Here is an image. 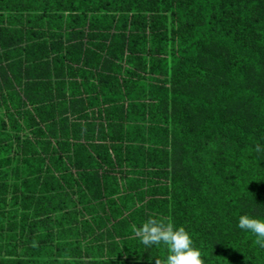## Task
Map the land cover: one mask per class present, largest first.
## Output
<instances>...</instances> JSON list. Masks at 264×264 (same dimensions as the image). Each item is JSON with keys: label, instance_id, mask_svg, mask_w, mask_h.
I'll use <instances>...</instances> for the list:
<instances>
[{"label": "trees", "instance_id": "16d2710c", "mask_svg": "<svg viewBox=\"0 0 264 264\" xmlns=\"http://www.w3.org/2000/svg\"><path fill=\"white\" fill-rule=\"evenodd\" d=\"M248 3L263 11L259 10L258 15L245 12ZM263 16L264 0H0V253L5 249L0 264H43L35 259L13 257L12 252L19 247L15 232H11V239L2 233L3 226L8 223L19 230V236L31 235L27 241H19L22 251H28L29 242L41 244L44 238L50 242L62 235L69 247L64 250L72 252L68 257L57 254L66 257L58 264H80L76 259L81 256L83 241H87L94 226L99 225L98 212L92 215L93 208L87 203V200L95 199L90 195L94 192H99L100 198L96 207L105 209L99 214L101 219L110 218L112 213L119 217L121 208L127 209L125 204L129 203H132L135 215L143 214L147 219L155 214L156 204H163L162 199L158 200L160 195L170 197L172 214H164L163 206L159 210L160 216L164 215V221L183 226L189 232L204 264H219L214 256L219 243H226L221 255L227 251L234 253L237 250L231 248H238L240 252L250 254V261L253 253L235 242L241 235L240 240L246 243L247 235L243 238L242 233L238 237L234 233L233 237L225 230L220 234V229L204 223L209 213L190 208L193 191L188 175L192 170L188 167L174 169L170 176H159L163 180L161 183L152 174L171 160L166 147L177 144L172 138L178 137L179 132L185 139L186 125L195 124L205 109L213 119H199L202 135L205 133L209 137L212 133L215 141L226 143L221 132V117L230 103L226 101L229 94L225 95L223 88L226 86L222 84L213 108L206 105V99L194 95L193 90L200 88L195 84H210L217 80L209 77L207 71L201 72L203 62L199 57L203 58L205 54L219 57L217 45L211 49L207 45L211 38L221 41L227 37V43L242 52L239 55L226 44L230 49L225 58V66L230 67L228 78H232L231 72L240 71L245 83L249 84L255 74L261 69L264 71V53H261L264 47L258 46L261 43L256 31L264 25ZM168 43L173 46L166 57ZM168 62L181 66L174 75L186 84L193 83L185 95L187 103L172 98L171 105L176 114L189 106L190 111L186 114L187 119L177 116L171 122L166 111L162 115L164 121L147 125L149 120L155 122L151 120L154 115L161 114L159 108L167 106L166 98L159 96L162 88L155 85L160 77L149 79L147 73L156 69L159 76L160 69ZM58 72L65 79H55ZM248 75L250 78L247 79ZM203 76L210 81H204ZM53 90L62 95L46 98ZM69 98L74 102L70 103ZM178 103L180 108L176 107ZM85 104L91 107L96 122H99L95 115L98 107L102 109V117L104 112L109 117L107 122L111 128L105 127L103 132L104 137L112 136L119 146L114 152L105 149L103 154H97L100 145L92 140L82 144L81 137L71 132L82 122L78 118L70 121L65 117L76 115L77 107L84 108ZM244 104L254 107L248 99ZM237 106L233 110H238ZM147 111L151 113L147 114ZM238 112L234 115L239 116ZM91 120L86 125L93 126ZM143 126L150 132L160 130L158 137L150 134L146 138L141 132ZM140 132L139 144L146 143L150 150L156 146L163 148L162 153L156 151L160 160L150 159L147 167L146 162L137 157L139 144L133 146ZM52 140L56 141L57 148L50 153L48 145ZM63 144L74 148L71 152L70 148L61 151L59 147L65 146ZM72 150L77 155H84L89 162L78 166L77 171L70 169L69 164H65V171L54 169L51 154L55 156L58 151L72 153ZM102 166L107 170L101 174ZM146 168L149 170L146 179L128 186L131 193L125 191L126 195L110 200L113 187L109 183L113 181L117 188L121 185L126 189L123 183L129 180L130 174L134 171L138 180ZM60 172L82 177L76 184L65 179L63 183L69 188L61 193L64 190L61 182L54 185L49 181L59 179ZM88 175L92 177L87 178ZM50 188H55L54 193L47 196L45 192ZM60 194L62 198L55 202ZM105 197L107 201H102ZM217 207L221 209L218 204ZM128 208L132 207L129 205ZM14 222H18L19 227ZM150 248L157 250L158 246ZM104 249L105 245L102 251ZM160 250L166 254L163 245Z\"/></svg>", "mask_w": 264, "mask_h": 264}, {"label": "rangeland", "instance_id": "374dc122", "mask_svg": "<svg viewBox=\"0 0 264 264\" xmlns=\"http://www.w3.org/2000/svg\"><path fill=\"white\" fill-rule=\"evenodd\" d=\"M245 6V12H253L254 15L260 14L258 11L261 8L256 10L255 6H252L249 3ZM260 11L262 12L263 10ZM168 17L170 23V14H168ZM262 18L264 23V16ZM256 31L259 33V40L261 43V45L258 46L260 48L264 47V25L259 29H256ZM254 42L256 43V41ZM226 44L231 47L233 52H237L239 55L242 54L240 48L230 45L229 42L227 43V37L223 38L221 41H213L211 38V42L207 46L211 49L217 45L216 50L219 57L211 54H205L203 58L199 57V60H202L203 62V64L200 65L202 67L201 72L207 71L209 77H213L217 80L212 83L203 76L204 81H210V84L199 82V84H195V86H200L199 90H193L195 96L200 95L201 99H206V105L213 108L215 106L213 105L215 104L214 100H216L220 86L222 84L226 86V88L221 87L226 89L225 95L229 94V98L226 101L230 102L221 117V122L223 124L221 132L225 138L224 143H226L222 144L215 141V136L212 133L209 134V137H206L205 133L202 135V128L198 125L199 119L203 118V121L206 120V117L213 119L211 115L209 116L207 114L208 110L205 109V112L198 115L195 124L191 127L186 125L187 130L184 134L185 139L181 138V134L179 132L178 137L172 138V141H175L177 144H173L171 146L168 145L166 147L168 152H170L171 160L168 161L166 166L164 165L161 169H156L152 175H156L155 180L161 183L163 180L159 178V176H170L172 175L174 169L177 171L180 167H188L192 170V173L188 175V180L192 183L191 186L193 191V202L190 208L198 211H205L206 214L209 213L204 223H206V226L210 228L220 229V234L224 233L225 230L229 235H233V237L234 233L237 237L240 235L239 233H242L243 238L247 235L248 240L246 243L243 240H240L241 235L235 242L241 246L244 245L243 248H246L251 254L253 253V258L250 261V254H247L245 251L240 252L238 248H231L237 250L234 253L227 251V254H224L223 252L221 255L220 252L223 247L226 246V243H219L215 249L213 248L214 256L218 259L219 264H264V248L257 245L256 237L247 231H242L236 227L237 218L240 214L249 213L253 216L264 217V151H256L257 146L264 149V71L261 69L259 74H255L254 79L250 81L249 84L245 83L243 74L240 71L237 73L235 72L236 75L231 72L232 78L229 79L230 67L225 66L227 63L225 62V58L228 55L227 50L230 51V49L227 48L228 45ZM257 44L258 43H256V46ZM172 46L173 45L171 43H168L166 57L169 56ZM261 51L263 54L264 49ZM154 58L155 57H153V59ZM180 69V65L175 66L168 62L160 69L161 72L159 76L156 74V69L147 73L149 79L160 77V81L158 80L155 85L162 88V90L159 91V96L160 98L164 96L167 101L166 107L162 108V106L159 108V112L161 114H157V117L154 115L151 119L155 122H151L149 120L148 124L146 122L147 125L164 121L162 115L165 114L166 111L169 113V122H171L174 118L176 120L177 116H180L183 120L187 119L186 114L189 113L190 106L189 108H184L183 110L180 109V112L176 114L177 112L175 108L171 105L172 98H180L182 101L187 103L185 95L189 92V86L193 85L192 82L186 84L180 77L173 74V72ZM192 70L196 72V68H193ZM58 75L59 72L55 74V79H60L62 77L65 79L63 75ZM246 78H250V75ZM231 85H233V88H231ZM166 89L168 90L167 93ZM180 91L182 93L181 96ZM202 93H204L205 96ZM58 95L61 96L62 93L60 95L58 90H53L46 96V98H56ZM247 99L249 102H252L254 106L253 108L250 107V104H244L247 102ZM69 101H71L70 103L74 102V100L70 98ZM78 101H81V99H78ZM163 105L165 106V101L163 102ZM236 105H239L237 106L239 112L238 110H233ZM176 107L180 108L181 105L178 103ZM193 107L194 105L191 106L192 109ZM79 108L81 110H79ZM77 111L78 113L76 115L69 114L66 115V117H63L70 119V121H74L78 118L79 121L82 122L81 126H76L73 130L70 128L71 132H75L79 135V137H81L82 140L80 142L82 144H88L89 142L94 141V143L100 145V147H98L97 154H103V152H106L105 149H112V152H114L113 150L119 147L116 142L113 141L115 139H112V136L104 137L106 135L103 132L104 128L106 127L109 129L110 123L107 122L109 117L105 116V112L102 117V109L99 110L98 107L95 114L96 118L99 119V122H96L98 120H93V113L91 111V107H88V105L85 104L84 108L80 105V107H77ZM236 112H238L239 116L234 115ZM148 113L151 112L147 111V114ZM91 118L93 126L86 125V122H88ZM143 128L144 129L141 130V132L144 133L146 138L150 134L157 138L160 133V130L158 129L150 132L147 127L143 126ZM216 128L220 129L218 126H216ZM251 129L254 131L252 132ZM141 132L138 134L139 138L135 140V144L133 145L134 147L140 143V138L142 137ZM26 133L29 134L28 131H26ZM89 138H91L90 141L87 140ZM55 143L56 141L52 140L50 145L46 144V146L48 145L49 147L50 153H52V149L57 148ZM63 145L65 146H60L59 150L62 148H64V150L70 148L71 152V149L74 148L73 145ZM139 146V154L137 157L146 162V167L150 159L154 162H158L160 160L156 151H161L162 153L163 148L161 146H154L155 148L152 150H155V153H152V150L148 148L146 143L139 144ZM58 152H56L55 156L51 154L54 169L65 171V164H69L70 169L77 171L78 166H81V164L84 166V164L86 165V163L89 162L86 158H84V155H77L73 150L72 153ZM219 165H223V167H220ZM115 168H118V166L115 165ZM101 169V174L107 170L106 167L104 168L103 166ZM144 170L145 173H142L143 176H138V180L135 179L136 174H134V171L133 174H130L131 176L129 177V180H125L127 182L123 183L126 189H123L121 185L117 188L116 184H114L112 180L113 184L109 183L107 180V183L113 187L111 193L109 194L110 200H116L118 196L126 195L125 191L131 193L128 186L131 187V185L136 181L141 182L146 179L149 170L147 168ZM57 177L59 179H50L49 181L54 185H58V183L61 182V185L64 186V190H62L61 193H65V189L69 188V186H67L68 184L63 183L65 182V179H69L71 183L75 182L76 184L77 179L81 180L82 175H62V172H60ZM86 177L91 178L92 175H88ZM98 178L100 182V175ZM167 183H169V180ZM54 190L55 188H50L46 192L44 190V192L47 193V196H52ZM90 195L95 196V199L92 201L87 200V203L89 202L90 208H93L91 212L92 215L95 216V213L98 212L97 220H99V225L94 226V230L91 235L89 237L87 236V241L81 240L84 245H82L81 248V256H77L78 259H76L80 262V264H155L156 260L159 261L160 264H163V259L166 254L160 250L161 245L158 246L156 250L151 249L150 247L144 248V246L140 244L134 228L138 227L146 219L143 217V214L140 216L135 215L132 203L125 204L127 209L121 208L122 212L119 217L117 214L112 213L110 218L101 219L102 215L99 214H101L102 207H96L100 202L99 192H94ZM61 198L62 196L60 194L55 199V202L59 201ZM161 199L164 205L156 204L157 206L154 208L155 214L151 217H159V219L164 220L166 217L164 215L160 216L159 210L164 206V214H170L172 210L170 206L171 198L162 197V195H160L158 200L161 201ZM102 201H107L106 197ZM217 204L221 209L217 207ZM129 205L132 208H128ZM43 209L44 206L42 211ZM104 211L105 209L102 213ZM14 223L18 226V222ZM3 229V235L10 239L12 238L11 232L13 231L16 233H14L15 241L17 242L19 248L18 250L16 249L13 251L12 255L18 259L27 258L28 260L35 259L38 263L42 262L43 264H58L61 260L68 257L69 252H72V250H64L69 247L63 240L62 235L60 237H56L50 242L44 238L41 244H32L28 241V251H22V245L19 241H27V237L29 239V236L31 235L19 236V230L16 231L14 225L10 226L9 223L6 227L4 225ZM88 241L89 243H85ZM111 244L113 246L112 250L110 249ZM103 245H105V249L107 248V251L105 249L102 251ZM250 245H252V247H250ZM248 248L250 250H248ZM4 252L5 249H3L2 253H0V258L4 257ZM57 254H63V256L66 257H62Z\"/></svg>", "mask_w": 264, "mask_h": 264}, {"label": "clouds", "instance_id": "9594fccd", "mask_svg": "<svg viewBox=\"0 0 264 264\" xmlns=\"http://www.w3.org/2000/svg\"><path fill=\"white\" fill-rule=\"evenodd\" d=\"M256 151L261 152L264 149L257 146ZM236 227L256 237L257 245L264 248V217L240 214ZM134 231L144 248L160 245L165 247L163 264H204L200 250L194 246L189 232L183 226L149 217L134 228ZM155 264L160 262L156 260Z\"/></svg>", "mask_w": 264, "mask_h": 264}]
</instances>
